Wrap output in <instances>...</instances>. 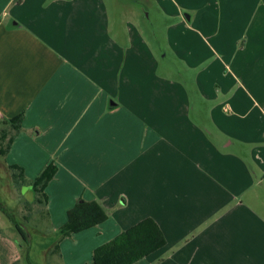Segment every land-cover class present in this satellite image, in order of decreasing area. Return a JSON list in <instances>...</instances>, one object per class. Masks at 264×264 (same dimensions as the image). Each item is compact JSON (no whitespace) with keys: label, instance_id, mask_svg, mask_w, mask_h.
Segmentation results:
<instances>
[{"label":"crops","instance_id":"obj_1","mask_svg":"<svg viewBox=\"0 0 264 264\" xmlns=\"http://www.w3.org/2000/svg\"><path fill=\"white\" fill-rule=\"evenodd\" d=\"M152 2L187 26L207 11L201 0ZM225 8L249 28L258 21L243 50L255 90L232 75L196 90L204 110L201 97L244 91L198 119L187 91L156 73L139 23L111 28L105 0H0V125L23 114L2 158L28 180L57 167L44 192L60 264H89L95 248L145 218L165 245L133 264H264V0H218L214 15ZM175 26L172 40L186 44ZM191 53L195 64L210 56ZM216 74L211 63L204 82ZM80 199L99 203L106 219L60 239ZM24 244L0 230V264H24Z\"/></svg>","mask_w":264,"mask_h":264},{"label":"rangeland","instance_id":"obj_2","mask_svg":"<svg viewBox=\"0 0 264 264\" xmlns=\"http://www.w3.org/2000/svg\"><path fill=\"white\" fill-rule=\"evenodd\" d=\"M184 1L186 0H172L177 6ZM201 1H207V11L200 20L199 17L191 20L186 19V23L189 21L187 26L183 23L177 24L179 20L174 21L164 12L160 6L161 3L157 2L156 4L152 0H105L111 20V28H118L121 19L125 22V25L134 26L139 23L141 36L152 44L156 53V73H159V76H165L164 82L171 90L187 91L188 94L185 98L191 105L190 115H195L199 117L198 119H202L204 116L207 118L211 105L220 104L233 98L235 92L243 99L241 94L244 91L237 90L238 85L235 84L231 89L234 91H216L217 99L209 100L206 96V98L201 97V101L207 106V109L204 110L205 107L196 101L195 95L199 98L201 94L196 93V90H217L218 81L227 80L230 75L237 80L243 90H255L254 83L245 84V75L247 74L250 79L254 70L251 64L246 65L244 63L246 55L243 50L246 49L249 37L258 34L254 30V25L256 26L258 21L249 28L247 21L243 17H241V20L237 19L234 14L229 12V8H225V16L219 14L218 11V14L214 15L213 8L215 4H218V0L216 3L215 0ZM131 12H136V14L134 15ZM214 18H217V20H214ZM204 19L207 27L201 26L200 28L198 21ZM122 25L125 28L123 23ZM174 25L177 27L175 38L180 44L184 41L186 44L179 45L172 40L171 34L173 32L169 30V27ZM191 51L197 53L201 51L204 52L203 55L209 53L210 56L199 64H195L191 56V54H194ZM188 53L190 55L189 59L186 57ZM211 63L214 64L215 70L219 72V76L216 74L218 78L214 77L212 81L210 80L206 84L203 75ZM246 100L247 98L244 99V101ZM13 130V126L6 121L0 125V230L5 231L21 242L26 241V244H24L26 254L23 255L24 264H60L55 249V237L49 236L51 234L43 204L33 200L35 194L27 185L19 186L14 183L11 170L6 167L2 158L1 152L5 150L8 138ZM50 159L55 161L56 165H61V161L57 156ZM28 161L30 162V160ZM36 161L34 159L31 163L34 164ZM71 172L74 171L71 170ZM26 177L29 178L27 175ZM5 212L12 214L20 229L8 221ZM60 239L62 238L60 237Z\"/></svg>","mask_w":264,"mask_h":264},{"label":"trees","instance_id":"obj_3","mask_svg":"<svg viewBox=\"0 0 264 264\" xmlns=\"http://www.w3.org/2000/svg\"><path fill=\"white\" fill-rule=\"evenodd\" d=\"M22 117L23 114H19L6 120V122L13 126L15 130H18ZM9 142H7L6 147H8ZM4 153L5 150L1 152L2 155ZM8 169L11 170L14 183L19 186L27 185L35 194L33 200L43 204L45 209L47 196L44 189L55 175L57 167L53 163H49L33 180H28L23 173V169L17 165H10ZM45 215L48 219L46 209ZM5 216L13 226L19 228L11 213L5 212ZM105 219L106 213L99 203L80 199L68 210L66 221L59 228L60 237H67L98 225ZM164 245L165 239L157 224L151 218H145L122 231L112 240L95 248L92 261L89 264H133ZM55 249L57 251L59 249L57 243Z\"/></svg>","mask_w":264,"mask_h":264}]
</instances>
